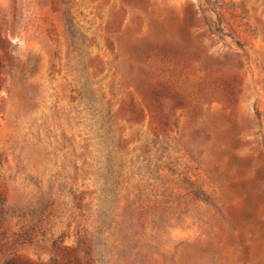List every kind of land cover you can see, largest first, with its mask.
<instances>
[{
  "label": "rangeland",
  "instance_id": "rangeland-1",
  "mask_svg": "<svg viewBox=\"0 0 264 264\" xmlns=\"http://www.w3.org/2000/svg\"><path fill=\"white\" fill-rule=\"evenodd\" d=\"M264 264V0H0V264Z\"/></svg>",
  "mask_w": 264,
  "mask_h": 264
},
{
  "label": "trees",
  "instance_id": "trees-1",
  "mask_svg": "<svg viewBox=\"0 0 264 264\" xmlns=\"http://www.w3.org/2000/svg\"><path fill=\"white\" fill-rule=\"evenodd\" d=\"M11 264H28V263H24V262H20V261H14Z\"/></svg>",
  "mask_w": 264,
  "mask_h": 264
}]
</instances>
